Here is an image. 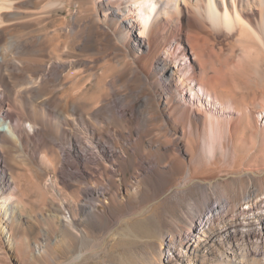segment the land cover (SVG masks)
I'll list each match as a JSON object with an SVG mask.
<instances>
[{"label":"bare ground","instance_id":"1","mask_svg":"<svg viewBox=\"0 0 264 264\" xmlns=\"http://www.w3.org/2000/svg\"><path fill=\"white\" fill-rule=\"evenodd\" d=\"M24 1L0 0V118L8 124L7 127L0 125V233L6 232V225L3 226L1 221L11 220L17 207L10 192L11 183L7 180L3 167L6 161L4 149L10 144L20 148L24 143L19 115L8 106L11 100L17 97L12 96L16 87H20L17 91L22 98L25 95L43 96L44 92L55 96L50 102L45 98L48 102H45L42 109L52 113L54 110L51 107L55 103L58 104L59 107L54 106L61 110L58 116V138L63 151L71 154L78 163V166L75 165L80 172L79 178L87 175L79 166L84 167L86 163L96 159L110 162L111 174L121 172L116 164L117 160H125L128 150L136 152L135 145L132 144L133 132L141 142L144 141L143 137L148 136L149 139L144 142H147L150 148L162 149L167 142V136L154 134V130L157 129L158 123L159 128L164 131L170 130L172 123L167 118L171 119L177 109H181L192 119L204 117L210 121V154L214 153L218 136L222 132L223 116L227 119L228 136L232 142L233 139L236 141L245 137L254 138L260 131L264 132V0H91L93 14L84 18L78 14L74 15L70 24L66 28L63 27V33L68 37L76 36L79 40H84L86 44L83 49L86 50L91 48L89 44L93 40L103 44L113 42L117 31L124 35V40L121 41L123 51L114 54L121 70L114 72L113 82L109 83L111 99L105 100L102 108L95 113L83 110L80 98L75 97H80V93H72L79 88L84 76L77 72L64 73L65 70L77 66V63L65 59V55L61 54L64 52L55 50L53 38L44 33L45 31L42 32L44 28L39 26L45 19L42 17L47 15L43 14L38 18L40 12L19 11L17 4ZM185 4L190 9H185ZM11 18L23 20L8 24ZM55 32L58 36L62 35L60 31ZM21 55L31 59L19 58ZM78 65L91 70L94 68L90 67L89 61H80ZM102 68L100 73H91L96 83H105L110 75L107 64H103ZM154 71L158 72L161 78L156 89L152 83ZM66 78L74 80L73 90H70L69 94L59 95L54 84L61 83ZM13 81L15 85L12 84ZM105 92L99 96H107L104 95ZM237 96H243L242 99L253 96L254 99L248 103L235 99ZM196 102L198 110L194 106ZM32 104L34 105L20 107L33 115L40 108L38 103ZM231 112L237 115V120L231 121ZM116 114L124 119L122 121H125L128 133L116 129L112 123L111 128L107 125L106 130L100 132L96 121L99 122V118H103L106 123L108 118L113 120ZM252 116L256 118L255 126L251 125ZM24 125L33 131L37 129L34 122ZM239 128L241 135L237 134ZM182 131L183 138L173 135L171 131L168 133L171 142L181 152L186 134L185 129ZM80 132L86 133V136L80 135ZM169 144L167 142V145ZM238 144H235V148L240 149ZM235 148L234 153L238 154L239 151ZM156 164L155 159H143L142 156L139 161H135L137 168L144 172ZM64 165L70 164L66 161ZM84 192L97 196L106 190L102 187H85ZM208 203L207 198L203 204ZM221 203L208 205L203 214L190 219L187 223L188 230L180 233L177 242L167 239L162 241L159 254L165 264L171 263V251L174 257L182 262L181 254L175 251L176 246L190 249L191 254L200 262L203 261L205 252L197 246L203 239L199 237L195 245L194 238L199 230L214 222L212 216L223 209ZM67 204L66 200L59 206L62 212L61 220L66 221L68 225H75V219L66 210ZM245 206L242 210L250 214L237 221L239 227H234L238 230H232L228 226L221 229L231 244H234L232 238L237 240L239 236L246 244H256L255 250L245 249V252H238L228 247L230 252L217 254L221 264H264V198L260 197L255 202L248 201ZM82 207L98 206L96 202H90ZM204 241L210 244V241ZM223 248L226 249V246ZM106 249L107 244L103 242L99 243L95 250ZM89 254V251H85L73 255L65 264H75Z\"/></svg>","mask_w":264,"mask_h":264},{"label":"rangeland","instance_id":"2","mask_svg":"<svg viewBox=\"0 0 264 264\" xmlns=\"http://www.w3.org/2000/svg\"><path fill=\"white\" fill-rule=\"evenodd\" d=\"M17 6L19 11L40 12L39 16L36 15L38 18L43 14L47 15L43 16L45 19L39 23L40 28H44L42 32L45 31L44 33L53 38L55 44L53 48L64 52L61 54L65 55V59L77 63V66L65 70L64 73L77 72L84 76L79 88L75 90L72 88L74 83L72 78L55 83L54 87L58 94H69L70 90H73L72 93L78 92L80 97H75L80 98L83 110L89 113L98 112L105 100L111 99L110 84L113 82L114 72L121 70L114 54L123 51L121 43L124 40L123 33L117 31L114 41L109 43L101 44L93 40L89 44L91 48L86 50L83 49L86 44L84 40H79L76 36L68 37L63 33L65 30L63 27L66 28L70 24L74 15L78 14L84 18L93 14L91 0H25ZM185 9L190 7L185 4ZM13 18L7 23L17 20L20 22L22 19ZM55 30L60 31L62 35H56ZM19 58L31 59L23 55ZM80 61H89L90 67L94 66L93 70L78 65ZM103 64L109 66L110 75L105 83H96L91 73H100ZM160 82L158 72L154 71L152 80L154 89L158 88ZM12 84L15 85V82ZM51 85L53 86V83ZM19 88H15L12 96L17 97L13 98L8 106L19 115L24 143L20 148L10 144L4 149L6 161L3 167L7 180L11 183L10 192L17 207L14 205L16 212L11 220L1 221L3 226L6 225V232L0 233V263L65 264L73 255L89 251L88 256L75 264H165L159 254L162 241L167 239L177 242L180 235L188 230L187 223L191 221L190 219L203 214L208 205L221 202L225 204L221 203L223 209L212 216L214 222L199 230L194 238L195 245L199 237L203 239L197 245L205 252L203 261L200 262L191 254L190 249L175 245V251L181 254L183 260L179 262L171 251L169 264H221L220 257L217 256L219 252H230V248L238 252L254 249L256 244L249 242L246 244L239 236L237 240L232 238L234 244H231L221 228L228 226L233 230L236 228L234 226L239 227L237 221L250 214L242 210L246 207V202L264 198L263 131L254 138L245 137L243 140H236L237 142L233 139L232 142L228 136L227 119L223 116L224 127L222 126V132L218 136L214 153L210 154L208 150L210 121L204 117L192 119L190 115L177 109L171 119L167 118L172 123L171 129L167 130L168 132L164 131L159 128L158 123L154 134L166 135L165 140L168 144H173L168 133L171 131L173 135L183 138L182 130L185 129L182 152L174 144L167 145V142L160 150L150 148L148 143L144 142L149 139L148 136L143 137L144 141L141 142L133 132L132 144L135 145L136 154L128 150L126 161L117 160L116 164L121 172L111 174V163L96 159L86 163L84 167L79 164L80 170L87 174L86 177L79 178L80 172L76 168L78 163L71 154L63 151L64 148L58 138L57 131L60 130L58 116L61 112L59 108H55L59 107L58 104L55 103V107H51L54 110L52 113L42 109L45 102L48 100L50 102L55 96L44 92L43 96L25 95L22 98L18 95ZM103 92L107 96H99ZM241 97L243 96L234 98L241 101ZM253 99V96H246L242 100L249 103ZM33 102L38 103L40 108L36 114L31 115L21 109L24 105H34ZM194 106L199 109L198 102ZM118 115L116 114L113 120L108 118L106 123L103 118L102 120L99 118L96 124L100 132H104L107 125L111 128L112 123L116 129L128 133L125 121H122L124 119ZM231 116L233 117L231 121L237 120V115L231 112ZM252 119L254 124L251 122V125L255 126V116H252ZM24 122H34L37 129L34 131L29 129ZM0 125L7 127L8 124L0 118ZM237 134L241 135L240 128ZM80 135L86 136V133L80 132ZM235 144L240 145V149L235 148ZM234 148L239 151L238 154L234 153ZM141 156L143 159H155L157 164L144 172L135 165V161H139ZM64 161L70 165L65 166ZM85 187H102L106 192L97 196L87 195L84 192ZM207 198L209 203L204 205L203 202ZM66 200L68 202L66 210L75 219V225H68L66 221L61 220L62 212L59 206ZM90 202H96L98 207H82L83 204ZM204 240L210 241V244H206ZM237 241L241 243L238 245ZM103 242L107 244V249L95 250L97 245ZM225 246L226 249L223 248ZM261 256L263 258V255Z\"/></svg>","mask_w":264,"mask_h":264}]
</instances>
